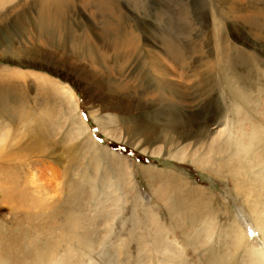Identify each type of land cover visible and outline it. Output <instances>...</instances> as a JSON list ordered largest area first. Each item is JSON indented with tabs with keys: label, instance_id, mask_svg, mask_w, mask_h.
Instances as JSON below:
<instances>
[{
	"label": "rangeland",
	"instance_id": "rangeland-1",
	"mask_svg": "<svg viewBox=\"0 0 264 264\" xmlns=\"http://www.w3.org/2000/svg\"><path fill=\"white\" fill-rule=\"evenodd\" d=\"M263 84L264 0H0V264H264Z\"/></svg>",
	"mask_w": 264,
	"mask_h": 264
},
{
	"label": "bare ground",
	"instance_id": "bare-ground-1",
	"mask_svg": "<svg viewBox=\"0 0 264 264\" xmlns=\"http://www.w3.org/2000/svg\"><path fill=\"white\" fill-rule=\"evenodd\" d=\"M10 49H12L11 45H10ZM7 50H9V49H7ZM1 51H2V49H1ZM3 51H4V49H3ZM20 51H24V53L21 56V57H24L23 60H26L25 59L26 58V55H27V60H31L32 56L40 57L41 59L42 58H48L47 51L46 50H42V48L39 45L37 47L29 46L27 48H25V47L24 48H20ZM13 53H14V51H13ZM152 53H153V55L155 57H158L161 54L160 51L159 52H152ZM51 55L53 56L55 54L53 53ZM19 59H21V58H19ZM59 61H62V60H59ZM63 63H65V61H63ZM171 69L172 68H170L169 71H171ZM176 76H177V74H176ZM239 82H241L243 84H246L247 83V80L246 81L239 80ZM249 86L250 85H248V88H249ZM244 87H247V86H244ZM259 100H258L259 101L258 102V104H259L258 107H256L255 109H253V112H254L253 115H252V111L249 114H247V115L248 116H253L254 118L257 115L256 118L262 120V123L263 124L258 123V121H254L253 122L254 118L251 117L252 118L251 119L252 123H250L248 125H241L242 124L241 123L240 124L241 126H237V128H236V132L237 133L234 134V136H235L236 139H234V140L240 141L241 144L243 145V148H241V150H243V154L238 156V161H240V162H238V161L236 162L237 163V167L244 168V167L251 166V165H257V166L259 165L261 167V172L264 175V97L261 98V99H259ZM100 103H101V105H103V104H106V101H100L99 104ZM113 103H114L113 107H115L117 109V110L115 109V111H118L119 112L120 110H118V108H121L122 109L120 111V113H128L130 111V109H131V107L129 108V106H131V105L129 103H127V100L126 99H123V97L121 98V97L117 96V98L113 101ZM107 104H108V102H107ZM124 108H126L127 110H124ZM248 116L246 117L247 119H249ZM239 118H240V121H241L243 117L241 118V116H240ZM243 121H245V117H244V120ZM232 132H233V130H232ZM250 151L252 153H250ZM240 158H241V160H240ZM254 223H255L256 227L260 229V239L259 240H261L262 243H263V245H264V224H260L259 222H256V221H254ZM250 231H252V230H250ZM254 234H255L254 231H253V233H250V235H254ZM252 252H253V254H254V252L257 253V254H259V256L257 255L258 258H259L258 259L259 262L262 261L264 263V259L262 258V256H264V247L262 249H260V250H255V251H252Z\"/></svg>",
	"mask_w": 264,
	"mask_h": 264
}]
</instances>
